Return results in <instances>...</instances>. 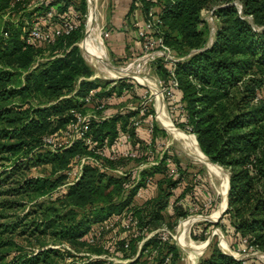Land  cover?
<instances>
[{
  "label": "trees",
  "instance_id": "trees-1",
  "mask_svg": "<svg viewBox=\"0 0 264 264\" xmlns=\"http://www.w3.org/2000/svg\"><path fill=\"white\" fill-rule=\"evenodd\" d=\"M13 1L0 0V154L13 158L11 168L0 173V188H6L0 195L11 194L21 201L63 182L65 171L77 163V156L91 153L79 141L57 152L49 150L36 157L32 155L44 135L53 134L68 124L70 109L80 105L78 98L93 89L94 83L79 82L74 105L69 99H60L73 89L79 77L91 75L77 48L71 45L78 30L52 45H44L55 54L59 51L62 54L46 59L29 71L38 44L26 43L27 28L4 17L6 11L13 8ZM76 2H53L56 19L72 18L78 8ZM137 2L146 16L151 4L162 8V24L151 34L161 36L164 45L177 55V60L168 69L161 64L157 67L170 82L173 78L177 81L175 93L183 107L184 128L188 127L195 134L200 149L213 163L230 172L228 206L223 216L227 217L239 242L248 239L264 251V0H132L131 7ZM14 6L21 7L20 4ZM207 8L217 18L212 32L202 17ZM140 54L141 51L134 58ZM16 57L21 60L19 67L4 62L6 58ZM125 121L122 115H117L94 122L91 138L97 144L104 139L112 142ZM136 144L137 149L140 145ZM45 164L50 165L52 174L62 173L53 178L22 174L25 166L27 169ZM121 179L85 164L80 178L60 199L63 205L70 206L68 213L44 207L38 211L40 221L32 220L22 229L20 220L11 226L0 223V264H55L53 257L62 258V252L68 251L47 248L6 261L5 256L14 243L3 234L21 229L22 235L32 227L28 231L38 238L79 241L93 224L120 214L130 206L134 191L122 195ZM166 182L160 178L157 184L163 189ZM6 200L1 203L3 207H21L17 200ZM160 202L158 198L149 208L128 212L141 220L159 211ZM158 237L154 235L142 247L140 255L126 264H148L150 260L143 255L144 249L158 246L157 259L173 250L167 243L158 245ZM128 242L129 245L119 251L122 257L134 252L135 247ZM174 261L172 258L169 264ZM84 264H103V261L94 259ZM198 264L242 263L213 248Z\"/></svg>",
  "mask_w": 264,
  "mask_h": 264
},
{
  "label": "rangeland",
  "instance_id": "rangeland-1",
  "mask_svg": "<svg viewBox=\"0 0 264 264\" xmlns=\"http://www.w3.org/2000/svg\"><path fill=\"white\" fill-rule=\"evenodd\" d=\"M56 1L48 0L46 4H40L38 0H20L15 5L20 4L21 7L14 8V5L11 6L13 8L8 9L4 17L8 21L18 24V26L25 29V25L28 26L33 22L40 21L42 13L50 6H53V2L55 3ZM76 5L78 8L74 13L76 12L78 15L76 21L79 26L76 40L71 45L77 48V53L84 60L87 68L91 71V75L88 77H79L75 81L73 89L66 92L60 99H69L71 105H74L75 101H77L75 100V91L80 81H92L94 83L93 89L96 91L95 100H101L104 97L111 96V101L107 103L104 110L105 115L108 116L107 119L122 115L126 121L125 126L120 128L119 132H129L131 135L130 142L127 143L129 147L136 148V143L140 145L137 148V157L129 158L123 156L115 161L108 162L111 171L107 174L117 175L123 178L121 179L124 183L122 195L125 196L129 191H134L130 206L123 209L120 214H124L130 210L136 211V209L139 210L141 207L149 208L152 205V201L158 198L161 201L159 205H162L159 211L153 212V215L141 217V220L137 218L138 222L135 229L125 232L120 226L117 228L114 234L115 246L121 250L124 248V240H127L131 242V247H135L134 252H131L128 257L120 256V252L116 254L115 251L111 253L106 252V256L99 258V260H102L103 264H107L108 257L117 260H126L115 261L114 264L132 262L142 251V249L139 250L137 247L138 242L145 238L146 235L153 234L151 236L153 238L154 235H159V232H162V230H166L169 233L166 243L173 248L169 252H172V258L175 259L174 264H191L192 259L196 261L201 254L202 256L200 258L206 256L213 248L228 255H231L233 252H242L243 249L246 252H264L252 245L248 239H243L239 242L232 233L233 231L227 217L223 216L224 212L217 221L205 220L206 216L210 215L218 217L220 207L224 206L226 188L223 177L219 178L210 172L205 164L196 157L195 150L183 146L175 139L167 131L158 117V113L162 111L165 118L170 121L175 129L183 134L195 136L188 127L184 128L186 120L183 114V107L180 106V102L175 93V88L171 85L170 79L164 77L157 67L161 64L168 69L174 63V60L172 61L170 57H166L168 51L157 47L156 43H152L149 51L153 55L159 54L156 58H150L149 60L141 59L139 58L141 53L139 57L132 58L129 61L116 62L109 57L106 49L107 37L104 34L106 32L108 33V30L105 28L107 26L103 27L104 13L107 11V7L111 5V0H77ZM90 12L93 17L91 22L88 23V26H85V18ZM202 17L212 32L217 23V18L211 13V9L207 8ZM56 22L54 20L51 23ZM93 26L97 28L99 26L101 28L103 40L101 41L100 39V43L103 48L99 55H105L103 57L104 63L106 64V60L110 61L113 67L108 64L106 65L114 70H119L121 67L127 68L128 63L133 62V65L126 69L124 75L132 74L134 77H112L106 71L102 69L98 70L97 66L91 64L83 44L87 40V31H92L95 28ZM35 48L36 50L31 57L29 71L46 59L62 54L60 51L55 54L51 48L45 47L44 45H38ZM170 55L173 56L172 59L177 58V55L171 49ZM4 62L17 65L18 67L21 64V60L17 57L11 60L6 58ZM17 66L15 67L17 68ZM146 77L152 81L153 85L154 83L156 84V86L154 85V90L148 87L146 82L139 80V78L146 79ZM43 104L47 106L46 103ZM83 109L87 110L89 108L85 106ZM136 121L139 123L137 125L133 124ZM66 127L67 125L61 126L53 133L59 141H64L67 138L65 134ZM148 150L150 152L147 153ZM44 151H49L48 147L40 144L33 149L32 155L36 157L38 153ZM11 161H13L12 157L7 159L6 154H0V173L5 168L7 170L11 168ZM214 164L218 166V164ZM25 167L23 168L22 174L26 177L53 178L55 175L62 173L61 171H57L55 174H52L49 164L31 166L27 169ZM220 169L224 177L227 178V175H229L230 178L228 169L224 167ZM118 171H121V173ZM160 178L167 180L163 189L157 184ZM169 181H172L173 185H169ZM61 183L62 181L53 188L48 187L42 190L32 199L27 198L19 201L20 199L17 200L11 194L0 195V223L11 226L20 220L22 229L24 224H29L32 220L38 223L40 221L38 211L44 207H54L62 214L68 213L70 206L68 204L63 205L60 200L64 198V195L55 191ZM2 189L5 190L6 188H0V191ZM5 199H7L6 201L17 200L18 203H21V207L17 209L14 207H3L1 203ZM136 214L138 215L137 212ZM187 219L190 224L188 223L189 225H187L186 240L195 243H206V247L196 259L192 257L190 252L181 248L182 245L178 240L179 227ZM95 225L96 223L93 224V226ZM30 228L32 227H28L27 229L30 230ZM21 229H16L13 233L6 232L3 234V237H10L14 243V247L5 256L6 261L16 256H30L47 248L68 251L67 253L62 252V258L53 257L56 260L55 264H84L96 259H90V255L103 254L101 248L86 246L82 241H58L50 239L48 236L38 238L37 236L31 235L28 230L20 235ZM106 234L108 236L107 239H109L108 233ZM208 238H210L209 243H207ZM225 250L230 251L226 253ZM144 254L145 258H149L151 261V249H148L146 252L143 251ZM262 258L264 259V255H262ZM150 261L148 264H152ZM249 261L252 264L260 263L256 255H252Z\"/></svg>",
  "mask_w": 264,
  "mask_h": 264
},
{
  "label": "built area",
  "instance_id": "built-area-1",
  "mask_svg": "<svg viewBox=\"0 0 264 264\" xmlns=\"http://www.w3.org/2000/svg\"><path fill=\"white\" fill-rule=\"evenodd\" d=\"M17 2H20V0H14L11 3V6L16 4ZM38 2L40 4H46L48 0H38ZM137 3L140 5L139 2ZM161 9L162 8L160 6L151 4L148 7L147 19L144 25L141 27H137V24H135V26L137 27V36L141 40L142 48V54L140 55V57H138L146 60H149L150 58H156V56H158L159 54L153 55V53L149 51L150 47L152 46V43H156L157 47H161L164 50L168 51L166 57L168 56L172 61H176L177 58L172 59L173 56L170 55V48L164 45L162 37L151 34L152 32L154 33L157 30V27L162 24L160 18L162 11ZM77 16L78 15L75 12L72 18L56 19L54 6H50L49 8H47V10L42 13L40 21L33 22L30 25L26 26V43H36L38 45L54 44L60 38L71 35L73 32L78 30L79 24L76 21ZM54 20L57 22L51 23ZM104 36H107V32L104 34ZM131 65H133V62H129L127 66ZM130 77L134 76L131 75ZM171 85L174 88L177 87V81L174 78L171 80ZM95 97V89H90L83 96H80L78 98L80 105L78 107H73L70 109L69 113L71 115V119L68 122L65 130L67 138L64 141H59L55 137V134L44 135L41 139V145L48 147V149L53 152L65 149L79 141H82L83 144L89 150V152H91L85 155H78L77 163L65 171L64 181L55 190L59 194L64 195L68 191L70 186H72L80 178L82 173V167L85 164H90L96 167L100 172L108 173L109 171H111L108 162L115 161L123 156L129 158H134L138 156V150L136 148L129 147V144L127 145V143H129L131 139V135L128 131L124 133L119 132L112 140V143L109 142L108 139H104L100 144H97L93 141L90 135L91 126L94 122H100L108 118V116L105 115L104 110L107 103L111 101V96L104 97L101 100H95ZM85 106L89 109H83ZM138 123L139 122L136 121L133 124L137 125ZM109 149H111V151H109ZM148 152L150 151L148 150L147 153ZM118 172L121 173V171ZM137 222L138 220L135 215L130 212H127L125 214H113L106 220L96 222V225L92 226V228L83 237L79 238V241H82L83 243H85L86 246L89 247L92 246L101 248L103 254H89L90 259L103 258L106 256V252L111 253L115 251L116 254L117 252H119L118 250H120L118 247L115 246L116 241L114 239V234L117 228L120 226L125 230V232H129L136 228ZM106 233H108L109 239H107L108 236ZM168 234L169 233L166 230H162V232H159L158 245L161 243H166L168 239ZM152 235L153 234L146 235L145 238L138 242L137 247L139 250H141L142 247H144L146 243L150 241ZM128 245L129 242L125 240L123 243V247L125 248ZM181 248L183 247L181 246ZM147 250L148 249H144L145 252ZM151 252L152 264H169L171 262L172 252L168 251L163 256H161L160 259H157L158 246L151 249ZM252 255H256L258 257V260L260 262L259 264H264V259L262 258L264 252L262 251L246 252L245 249H243L242 252L231 253V256L242 264H252L249 261V258ZM200 256H202V254ZM199 258L196 264H198ZM115 261L126 260H117L115 258L108 257L107 264H114Z\"/></svg>",
  "mask_w": 264,
  "mask_h": 264
},
{
  "label": "bare ground",
  "instance_id": "bare-ground-1",
  "mask_svg": "<svg viewBox=\"0 0 264 264\" xmlns=\"http://www.w3.org/2000/svg\"><path fill=\"white\" fill-rule=\"evenodd\" d=\"M92 17H93L92 13L90 12L89 15H87L85 18V26L86 25L88 26V23L91 22ZM93 27H95V26H93ZM98 29H99V31H98ZM100 39H101V41L103 40L102 36H101V28L99 26H98V28L97 27L93 28L92 31H90V32L87 31V40H86V42L84 41L85 43L83 45H84L85 50L88 54L87 57L89 56V61L91 62V64L97 66L98 70L102 69V70L106 71L109 75H111L112 77L124 75L126 73V69L129 68L130 66H127V68L121 67L119 70H114L113 68L108 67L106 64H108L111 67H113V66L110 65L107 60H106V64L104 63V61H103V57L105 56L104 54H103V56L99 55L102 48H103L101 46ZM100 57H102V58H100ZM139 80L142 82H146L147 86L151 87L154 90V85L156 86V84L154 83V85H153V83L150 79H148L146 77V79L139 78ZM158 117H159L160 121L162 122V124L164 125V127L167 129V131H169V133L175 139H177L183 146H185L187 148L190 147L193 150H195L196 157L205 164V166L207 167V169L210 172H212L214 175L218 176L219 178L223 177L224 185L226 188L225 190L227 191V185H228L227 184V178L224 177L221 169L217 165H215L214 163L209 161L207 156L203 153V151H201L195 136L183 134L180 131H178L177 129H175L172 126V124L170 123V121H168V119L165 118V115L162 111H160L158 113ZM225 199H226V197H225ZM224 204H225V200H224ZM210 217L212 219H216L215 218L216 216L214 217L211 215ZM188 221L189 220L187 219L186 221H184V223H182L180 225L179 235L177 234L178 240H179L180 244L183 246V248L185 250H187L188 252H190L192 257L194 259H196L200 255V253L203 251V249L206 247V243H204V242L195 243L193 241H187L186 240V238H187V225L190 224ZM225 251H227V250H225ZM197 261H198V259L196 260V262Z\"/></svg>",
  "mask_w": 264,
  "mask_h": 264
},
{
  "label": "crops",
  "instance_id": "crops-1",
  "mask_svg": "<svg viewBox=\"0 0 264 264\" xmlns=\"http://www.w3.org/2000/svg\"><path fill=\"white\" fill-rule=\"evenodd\" d=\"M131 3L132 0H111V5L104 13L103 27L107 26L105 28L108 30L106 49L109 57L116 62L129 61L142 51L141 40L136 31L137 27L144 25L147 18L138 3L133 7ZM105 53L107 55L106 51ZM191 263L196 264V261L192 259Z\"/></svg>",
  "mask_w": 264,
  "mask_h": 264
},
{
  "label": "water",
  "instance_id": "water-1",
  "mask_svg": "<svg viewBox=\"0 0 264 264\" xmlns=\"http://www.w3.org/2000/svg\"><path fill=\"white\" fill-rule=\"evenodd\" d=\"M109 62V64L110 65H112L111 64V62L110 61H108ZM113 66V65H112ZM115 67V66H114ZM115 68H117V67H115ZM129 76H131V75H128V74H126V75H119L118 77H129ZM156 120H157V118H156ZM202 151V150H201ZM208 158V160L209 161H211L210 160V158L209 157H207ZM212 162V161H211ZM213 163V162H212ZM219 166V165H218ZM220 168H222L221 166H219ZM229 175H227V191H226V199H225V204H224V206L223 207H220V213H219V215H218V217H216V219H212L210 216H206V218H205V220H210V221H217V219L221 216V214L227 209V206H228V191H229ZM209 241H210V238H208L207 239V243H209ZM225 252H229V251H225Z\"/></svg>",
  "mask_w": 264,
  "mask_h": 264
}]
</instances>
